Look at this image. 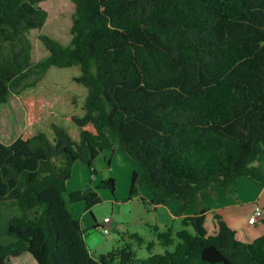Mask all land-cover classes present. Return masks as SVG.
Here are the masks:
<instances>
[{"label": "trees", "instance_id": "16d2710c", "mask_svg": "<svg viewBox=\"0 0 264 264\" xmlns=\"http://www.w3.org/2000/svg\"><path fill=\"white\" fill-rule=\"evenodd\" d=\"M41 1L0 0V105L50 67H76L69 85L82 97L19 99L25 126L0 141V204L21 215L8 220L14 239L0 238V264H264V234L240 241L219 215L208 233L201 201L241 176L264 187V0H70V42L41 34L48 55L32 62L28 33L48 14ZM117 146L141 167L130 196L144 184L149 204L179 200L176 215L194 213L176 231L153 226V240L122 232L93 256L70 205L91 209L96 189L114 193L115 180L89 191H67L66 181L78 161L96 174L102 153L108 168Z\"/></svg>", "mask_w": 264, "mask_h": 264}, {"label": "rangeland", "instance_id": "374dc122", "mask_svg": "<svg viewBox=\"0 0 264 264\" xmlns=\"http://www.w3.org/2000/svg\"><path fill=\"white\" fill-rule=\"evenodd\" d=\"M39 5L43 7L48 14L44 25L40 29H32L28 33V37L31 41L32 62H36L37 60L48 55V50L45 48V46L43 45V43L39 38L41 34H45L54 39H57L63 45H67L70 42V38H71L70 26H71L72 13L74 11V4L70 0H43L39 3ZM75 69L77 68L50 67L48 72L44 75V77L41 80L37 82V84L34 87L26 88L19 95H15L13 93L10 94L8 100L0 105V138L5 140H11V138L15 134L20 133L21 130L24 128L25 112L20 103L19 100L20 98L34 94L45 95L50 93V91L57 92L61 95L75 93L78 94L79 97H82L80 93H77L79 91L77 86L69 85V78L72 75V73H74ZM114 139H116V137H114ZM115 151H119L118 153L120 154V156L121 155L125 157L127 156V158L130 159L132 163L135 164V166H137V163L134 160H132L130 157H128V155L125 152H123L119 146H117ZM114 152L111 155V160ZM104 154L102 153L99 157H97L96 158L97 160L95 159V163L93 164V166L95 165L99 169V172L97 171V173L95 174L96 176H98V178L108 177V174L106 172L112 164V161L110 160V166L106 168V160ZM119 162H120V158L116 156L112 164V166L119 171V176L117 175L118 183H119L117 192L115 191V193H112L108 188H97L96 190L101 196V201L93 205L91 209L86 208L84 201H77L70 205V209L74 217L80 219L82 213L86 214L85 219H87V222L85 223L83 222V224L80 225H81V229L84 231V238L86 237L88 241H90L91 243L90 248L92 249L94 245L97 247V250L95 252H92L93 256H98L99 254L105 253L108 250L112 249L114 246H116L119 243L118 239L120 236L119 235L120 229L121 230L123 229L124 231L127 230L129 233L137 232L145 240H153L155 238V236L153 235V231L150 229V226H148L149 227L148 228L147 225H144L139 221H137L135 225L124 223L122 226H119V231L116 228L117 227L116 225H118L117 224L118 218L119 217L122 218L125 216L127 217L130 213L129 210L131 208H134L136 213L144 215L143 216L144 218L141 219L144 222H148V221L150 222L151 220L149 216H152L151 205H149L148 202L144 200L140 201V199H138V201L135 200V202L131 201V203L120 200V197H124V195H126L124 198H127L129 196V192L126 190V188L127 186L128 187L130 186V181L129 184L128 181L126 182V175H125L126 168L128 167V165L124 167V169L122 170L121 166H119ZM76 163L81 164V166H84L85 169L83 170L76 169L75 171L74 166H72V170H73L72 173L74 174V176L79 177L88 171L89 167L85 163L80 161ZM92 175L93 176L88 180V182L85 183V187L93 188V186L97 183V181L94 182L96 176L94 174ZM72 185H73L72 187L75 186L74 183ZM144 187L148 189L146 185L143 186V189H145ZM66 190L68 191V187L66 188ZM124 190H126L127 192L124 193L123 192ZM122 192L124 193V195ZM115 198H117V201L120 204V210H118L119 204L115 205V202H113L116 201ZM118 211L120 213H118ZM20 215H21V211L18 207H6L0 204V238L4 243H8L14 239V237L10 236L7 233V224L9 218ZM104 217H108L112 221L111 224L108 223V230H109L108 234H105L102 230V226L104 225V224L102 225ZM90 222L92 223V225H89ZM172 224H173L172 225L173 231H176L183 227L181 220L179 219L175 220V222H173ZM205 226L208 233H213L212 232L213 228L210 224L209 219L207 220ZM187 228L190 231L193 230L191 226H188ZM172 248L173 245L168 247L169 250H171ZM134 249L138 257H145L147 255L145 246L143 245L135 246ZM155 251L163 252L164 248L161 245L157 244L155 246ZM28 263L32 264L30 261H28ZM28 263L25 262L24 264H28Z\"/></svg>", "mask_w": 264, "mask_h": 264}, {"label": "crops", "instance_id": "0c3cea01", "mask_svg": "<svg viewBox=\"0 0 264 264\" xmlns=\"http://www.w3.org/2000/svg\"><path fill=\"white\" fill-rule=\"evenodd\" d=\"M18 134L19 133L15 134L11 138V140H5V139L0 138V141L8 144L12 142L17 137ZM118 152L119 151L114 152L112 156V160H111L112 164H113L114 158L118 156L120 158L119 166H121L122 170L124 169V167L128 165V167L126 168L125 175H126V182L128 181V184H129V181L131 182L132 172L134 170L137 172H140L141 167L138 164L137 166H135V164H133L132 161L127 158V156L126 157L122 155L120 156ZM94 163H95V160H94ZM259 163L261 164V167L264 171V156L260 159ZM74 164L75 165L73 166H74L75 171L76 169H81V170L85 169L84 166H81V164H77V163H74ZM112 164L106 173L108 174V176L111 175L110 177L114 178L115 191L117 192L118 187H119L117 175L119 176V171L116 168H114ZM94 168L99 172V169L95 165H94ZM72 171H71L70 178L66 181V188L68 187V191L69 190L71 191L72 189L77 190L80 188H82L80 190L89 191L91 189H94L96 185L99 183V181L103 178V177H99L100 178L99 179L98 176L94 174L96 176V178L94 177L95 178L94 182L97 181V183L95 185L93 183L94 185L93 188L85 187V183L88 182V180L93 176L90 173V170L88 169V171L85 174H82L79 177L74 176ZM73 183L75 184L74 187H72ZM143 186L144 184L139 186L138 192L136 194L132 196L129 195L127 198H124L126 196L124 195V193H126L127 191L129 192V189H130V186L129 187L127 186L126 188L127 191L124 190L123 191L124 193L122 192L124 197H120V200L128 202V203H131V201L135 202V200L138 201V199H140V201L144 200L148 202L150 200L151 193L149 189H146L145 187H144L145 189H143ZM115 199L116 201H113L115 202V205L119 204L117 201V198ZM201 201H202V204L207 207V210L205 211L204 227L206 228L205 224L207 220L209 219L210 224L213 228L212 229L213 233L215 232V228H216L215 226L216 221H215L214 216L219 215L232 229L235 230L236 237L240 241L248 242L264 234V187L256 183L253 179L246 177V176H241L237 178L236 184L234 187L227 188V189L222 188L219 184L213 185L210 188L202 192ZM181 204L182 202L179 200H174L171 202L161 203L157 205L149 204L151 205V209H152V216H149L151 220L150 222L149 221L144 222L143 220H141L144 218L143 217L144 215L136 213L135 209L131 208L129 210L130 213L127 217L125 216L122 218L120 217L118 218L117 220L118 225H116L117 226L116 228L119 231V226H122L124 223L135 225L137 221H139L140 223L147 225V227L150 226L151 230L153 226H157L159 229H165L166 226H172L173 225L172 223L175 222V220H178V219L181 220V218L184 216L193 215L194 210L192 208H187L183 211L182 214L176 215L175 212L181 206ZM255 205H259L262 207V216L259 221L251 224L248 222V218L251 216ZM118 210H120V204H119ZM118 213L120 212L118 211ZM85 217H86V214L82 213L81 218L80 219L77 218L81 225L83 224V222L84 223L87 222V219H85ZM109 223L111 224L112 221L110 220ZM89 225H92V223L90 222ZM122 232H128V231L127 230L124 231L123 229L122 230L120 229L119 234ZM84 240L86 242V245L90 253L95 252L97 250V247L95 245L93 246V248L95 249L90 248L91 243L90 241H88L86 237L84 238Z\"/></svg>", "mask_w": 264, "mask_h": 264}, {"label": "built area", "instance_id": "2783aa9c", "mask_svg": "<svg viewBox=\"0 0 264 264\" xmlns=\"http://www.w3.org/2000/svg\"><path fill=\"white\" fill-rule=\"evenodd\" d=\"M261 216H262V207L259 205H255L251 216L248 218V222L251 224L256 223L257 221L260 220ZM109 221H110V219L108 217L103 218V224L104 225L102 226V230L105 234L109 233V230H108Z\"/></svg>", "mask_w": 264, "mask_h": 264}]
</instances>
